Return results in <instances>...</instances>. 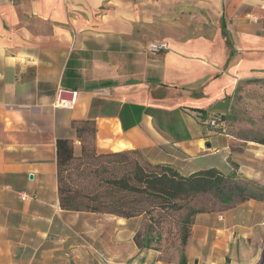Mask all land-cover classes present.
Returning a JSON list of instances; mask_svg holds the SVG:
<instances>
[{
    "label": "crops",
    "instance_id": "obj_1",
    "mask_svg": "<svg viewBox=\"0 0 264 264\" xmlns=\"http://www.w3.org/2000/svg\"><path fill=\"white\" fill-rule=\"evenodd\" d=\"M87 118L98 154L264 186V0H0V264H168L158 229L134 244L143 217L60 209L56 141L79 156L70 123ZM171 216L186 264L264 254V201Z\"/></svg>",
    "mask_w": 264,
    "mask_h": 264
},
{
    "label": "trees",
    "instance_id": "obj_2",
    "mask_svg": "<svg viewBox=\"0 0 264 264\" xmlns=\"http://www.w3.org/2000/svg\"><path fill=\"white\" fill-rule=\"evenodd\" d=\"M123 111L120 120L126 129L137 120L128 122L126 107ZM221 122L215 121L212 127L221 128ZM70 128L79 142L80 155L74 156L73 140L56 141L60 209L125 220L143 217V227L133 239L138 249H153L152 233L163 217L186 210L188 220L207 212L193 204L199 194L213 192L226 206L246 200L264 201V186L234 174L224 176L209 169L181 176L169 166L147 162L139 150L98 154L94 119L73 120ZM181 245H185V237ZM178 264H186L183 255Z\"/></svg>",
    "mask_w": 264,
    "mask_h": 264
},
{
    "label": "rangeland",
    "instance_id": "obj_3",
    "mask_svg": "<svg viewBox=\"0 0 264 264\" xmlns=\"http://www.w3.org/2000/svg\"><path fill=\"white\" fill-rule=\"evenodd\" d=\"M150 43H154L150 42ZM148 43V45L150 44ZM254 90L250 89L248 90V95H257L260 97L261 93H255L252 92ZM228 121L232 120V116L230 115ZM243 135L252 137L251 135L254 134V132H251V130H242ZM239 133L241 130L238 131ZM238 134V133H237ZM194 206L197 208H200L201 210H207L205 213H209L211 211H218L224 208L225 205H223L217 196L211 192V193H206V194H199L196 196V200L194 201ZM172 215V214H171ZM170 215V216H171ZM172 217V216H171ZM174 225L172 224V218H168V216L163 217L162 221L156 225V229L160 231L162 234V237L160 238V242L154 244V242L151 244V246H157L161 248V259L168 264H178L179 259L181 258L183 247L180 242V234L178 229H174ZM155 248V247H154ZM264 253V251H263ZM237 254V253H236ZM233 256L232 252L229 251L226 259L224 260L223 264H242V261L238 256L236 255L235 257ZM186 260V257H184ZM105 261V260H104ZM187 261V260H186ZM201 261L196 260L195 264H200ZM110 264L111 261H110ZM189 264H192V260H189ZM255 264H264V254L257 260Z\"/></svg>",
    "mask_w": 264,
    "mask_h": 264
},
{
    "label": "built area",
    "instance_id": "obj_4",
    "mask_svg": "<svg viewBox=\"0 0 264 264\" xmlns=\"http://www.w3.org/2000/svg\"><path fill=\"white\" fill-rule=\"evenodd\" d=\"M168 49V45L164 42H154L148 45L147 50L150 53H160ZM72 101L66 97V93L62 90H59L57 97L54 103V106L57 108H62L71 105ZM211 125H214V121L210 122Z\"/></svg>",
    "mask_w": 264,
    "mask_h": 264
}]
</instances>
